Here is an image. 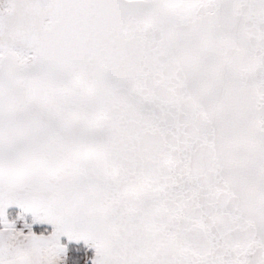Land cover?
I'll return each instance as SVG.
<instances>
[{
    "label": "snow or ice",
    "instance_id": "obj_1",
    "mask_svg": "<svg viewBox=\"0 0 264 264\" xmlns=\"http://www.w3.org/2000/svg\"><path fill=\"white\" fill-rule=\"evenodd\" d=\"M0 264H264V0H0Z\"/></svg>",
    "mask_w": 264,
    "mask_h": 264
}]
</instances>
